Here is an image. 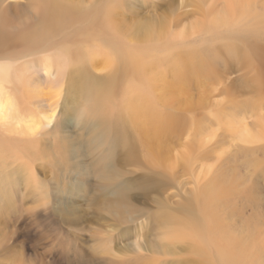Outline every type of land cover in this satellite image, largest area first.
Returning <instances> with one entry per match:
<instances>
[{
    "label": "rangeland",
    "instance_id": "1",
    "mask_svg": "<svg viewBox=\"0 0 264 264\" xmlns=\"http://www.w3.org/2000/svg\"><path fill=\"white\" fill-rule=\"evenodd\" d=\"M47 1L29 2L33 31L40 9L50 20L32 57L47 73L61 70L62 86L71 77L85 84L60 101L56 129L0 145V264H200L189 249L199 240L223 264H264V131L240 139L264 125V57L244 41L264 38V0L230 14L229 0H70L57 15ZM223 13L229 18L217 22ZM126 96L136 102L131 111L122 108ZM140 102L151 112L138 113ZM39 109L32 104L29 117H42ZM119 115L128 117L121 128ZM154 119L165 127L157 160L167 173L143 163L141 146L138 161L126 159L117 139L126 130L139 141L150 134L142 121ZM184 150L189 158L179 159ZM110 162L128 206L113 204L110 183L99 178ZM221 175L235 177L233 192L211 206L198 241L175 240L179 216L161 224L159 201L179 207ZM90 226L102 233L93 238Z\"/></svg>",
    "mask_w": 264,
    "mask_h": 264
},
{
    "label": "bare ground",
    "instance_id": "2",
    "mask_svg": "<svg viewBox=\"0 0 264 264\" xmlns=\"http://www.w3.org/2000/svg\"><path fill=\"white\" fill-rule=\"evenodd\" d=\"M24 1L25 8L21 11L19 7L22 6L23 3L20 0H0V145L10 141L21 140L20 142H22L24 139L31 140L33 136L42 134L45 129H56L57 109L60 105V101L67 102L69 100L68 92H71L72 89L80 88L85 84L83 81L75 80L74 77H71L62 86L60 76L63 74H61V70L47 73L45 68H42L44 66L43 62L38 63L34 61L32 57L34 52V40L37 38L43 40L45 38L46 29L49 26L50 20L46 11L40 9L41 12L38 14L39 24L37 29L33 31L34 15L31 7L29 8V2L32 0ZM230 1L231 0L228 2L229 14L234 8H252L250 0H232L233 8L230 5ZM69 3L70 0H48L45 4L47 5V10L49 6H51L53 9L52 14L57 15L62 13L65 9H71V4L69 5ZM250 10L251 9L248 11ZM235 11L236 10H234V12ZM228 18L229 16H224L223 13L217 17V22H224ZM138 28H141V25H138ZM254 35L257 39L248 38L244 41L255 53L264 57V38L261 37L259 33H254ZM125 60L129 61L128 58H125ZM19 63L21 64L20 67L18 66ZM36 67L39 69V72H41V78L38 79V81L32 78V69ZM54 73L59 75L56 76ZM86 73H84V75ZM107 77L110 78V75L108 74ZM155 77L154 75L149 77L151 82L150 87L152 86L153 91H155L157 87L156 81L158 78ZM48 81H51L55 86L59 85V87L54 88L51 86L48 91H44L47 87L43 86V84ZM35 83H37V85H35ZM35 87L41 89L38 94ZM65 91L66 94L63 97ZM45 94H51L48 100H46V97L44 98ZM157 94L159 97H162L160 93L157 92ZM142 99L146 102L151 101L149 97H146V99L143 97ZM134 101V98L131 96H126V107L122 108L131 111L136 103ZM32 104H36L37 107L40 108L39 110L43 115L42 117L38 119L29 117L31 115L30 111H32ZM144 104L145 102H140L136 107V109L139 108L138 113H143L142 116L151 112L150 108H144ZM257 104L258 103H254L251 105L254 106ZM21 105H27V110H22L20 108ZM24 115H28L27 118H24ZM125 120H128L127 115H119L116 117L117 125H119L120 128ZM261 121H259V123ZM149 122L151 123V127L148 129L147 125H149ZM149 122L145 120L142 121L143 126L150 134L146 136L141 135L138 138L139 141L130 139L127 136L128 133L126 130L122 132V135L117 131V139L120 140L121 143L123 142V147L127 148L125 154L126 159L129 161H138L140 155L137 153V148L141 146L143 150H146V155L144 157L145 161H143V163L148 166L160 165V169L163 170L162 173H167L170 168L168 166H166L167 168L163 166L160 159L159 162L157 160L158 156L160 157L166 152L162 141L158 139L159 132L163 131L165 127H162L164 125H159L156 119ZM263 131L264 125L262 130L258 131L259 134L257 133L254 135L253 132L245 130L243 131L244 133H240V139L245 142L255 140L260 137L259 135L263 133ZM83 145H85V143H83ZM132 149L135 151L134 154L132 153L133 151H130ZM177 157L179 159L189 158L188 150L182 151ZM93 169L96 170V167H93ZM98 173L99 178L105 181L103 187H105L108 182L110 183L109 192L113 196L112 203L118 205L119 208L128 206L125 185L123 183H115L114 181L115 176L119 173V168H117L113 162H110L103 165ZM234 182V176H216L201 189L200 194L193 199H188L176 208L171 207L166 201H159L157 208L161 217L159 222L161 224H169L171 222L169 218L173 219L179 216L170 227L172 230L170 232L172 233V237L175 240L193 239L198 241L197 233L200 232L199 230L203 218H208L210 216L211 206H215V201L219 196L228 195L233 192ZM88 231L91 232L93 238H97V236L102 233V230L100 231V229L95 226H90ZM189 249L191 251H197L201 256L197 261L200 264H223L218 260H213L206 254L205 251H207V248L200 240L194 246L189 247Z\"/></svg>",
    "mask_w": 264,
    "mask_h": 264
}]
</instances>
